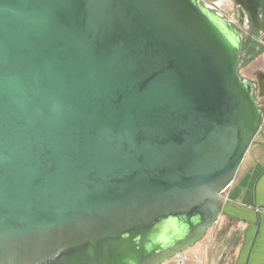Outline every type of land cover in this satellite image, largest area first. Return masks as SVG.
<instances>
[{"label":"water","instance_id":"water-1","mask_svg":"<svg viewBox=\"0 0 264 264\" xmlns=\"http://www.w3.org/2000/svg\"><path fill=\"white\" fill-rule=\"evenodd\" d=\"M241 42L199 0H0V264L203 239L264 120Z\"/></svg>","mask_w":264,"mask_h":264},{"label":"crops","instance_id":"crops-1","mask_svg":"<svg viewBox=\"0 0 264 264\" xmlns=\"http://www.w3.org/2000/svg\"><path fill=\"white\" fill-rule=\"evenodd\" d=\"M162 264H264V120L222 192L217 223Z\"/></svg>","mask_w":264,"mask_h":264},{"label":"flooded vegetation","instance_id":"flooded-vegetation-1","mask_svg":"<svg viewBox=\"0 0 264 264\" xmlns=\"http://www.w3.org/2000/svg\"><path fill=\"white\" fill-rule=\"evenodd\" d=\"M208 8L225 18L242 37L239 69L255 59H264V0H199ZM262 105L263 102L259 101Z\"/></svg>","mask_w":264,"mask_h":264},{"label":"built area","instance_id":"built-area-1","mask_svg":"<svg viewBox=\"0 0 264 264\" xmlns=\"http://www.w3.org/2000/svg\"><path fill=\"white\" fill-rule=\"evenodd\" d=\"M205 7H206V6H205ZM209 7H210L211 9H213L214 11L216 10L215 7H213V6H211V5H208V8H209ZM210 8H209V9H210Z\"/></svg>","mask_w":264,"mask_h":264}]
</instances>
